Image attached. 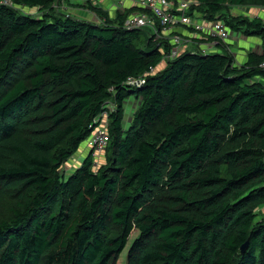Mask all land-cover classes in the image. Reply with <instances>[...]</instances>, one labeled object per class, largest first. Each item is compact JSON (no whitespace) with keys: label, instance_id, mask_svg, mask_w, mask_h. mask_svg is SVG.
<instances>
[{"label":"trees","instance_id":"obj_1","mask_svg":"<svg viewBox=\"0 0 264 264\" xmlns=\"http://www.w3.org/2000/svg\"><path fill=\"white\" fill-rule=\"evenodd\" d=\"M82 1L0 0V264H118L134 231L125 264H264V0H190L261 40L242 63L202 34L165 61L150 11Z\"/></svg>","mask_w":264,"mask_h":264},{"label":"built area","instance_id":"obj_2","mask_svg":"<svg viewBox=\"0 0 264 264\" xmlns=\"http://www.w3.org/2000/svg\"><path fill=\"white\" fill-rule=\"evenodd\" d=\"M127 1L132 2L138 7H142L150 11L159 21L160 28L155 29V39L169 40L174 47L165 56V61H170L178 57L181 51L187 44H191L192 37L202 34L210 38L209 44H203L208 49H213L220 43H226L231 39V34L226 24L221 21H206L201 17L190 14V8L194 4L190 0H119L116 2V11L123 9ZM126 28L138 29L142 27H153L152 19L147 14H134L129 17L125 23ZM192 29V35H184L179 33L180 30ZM179 34H171V32ZM190 36V37H189ZM202 45V46H203ZM202 50V53H207L209 50ZM261 68L264 69V63ZM145 82L144 79H129L128 84L132 86H140ZM106 114L100 117V120L105 123ZM109 141V135L104 128H99L93 134L90 144L95 149L96 154L104 151Z\"/></svg>","mask_w":264,"mask_h":264},{"label":"crops","instance_id":"obj_3","mask_svg":"<svg viewBox=\"0 0 264 264\" xmlns=\"http://www.w3.org/2000/svg\"><path fill=\"white\" fill-rule=\"evenodd\" d=\"M100 2L99 3H103L102 5L107 9H109V3L110 1L109 0H99ZM119 0H112L111 2H118ZM62 2L64 4H66L67 6L70 5L71 6V1L70 0H62ZM129 1H127L126 4H128ZM132 3V2H131ZM69 6V9L73 12H75V14L78 16H75L76 18H79V19H83V17H86L84 15H88V13L84 10H82L81 8H77L75 9L74 7H70ZM80 7V6H79ZM115 10L113 11H116V8H114ZM83 12L85 14H83ZM249 13L251 15H255L258 13V15L261 16L262 13H264L263 11H257V13H254V10L252 11H249ZM88 16H91L92 20L95 19L93 18V15H88ZM200 17V16H199ZM264 17V16H263ZM262 17V18H263ZM181 34H184V35H189L187 32H186V29L182 30L181 29L179 30ZM190 37V36H189ZM193 41L192 42V45H196V41L199 39V38H196V37H192ZM200 40V39H199ZM227 44L230 46L231 48V51H233V53L236 55L237 57V62L238 63H242L246 60L247 58V54L250 53V52H256V53H261V40L258 39V38H246V37H243L241 34H234L232 35V38L227 42ZM210 47V45H209ZM209 47H206V46H202L201 49L202 50H207ZM215 50V48H213ZM213 49H208L209 51H212ZM136 100V99H135ZM136 102V101H135ZM131 106H132V98L129 99V101L126 103L125 105V113H126V117L128 118L130 114H128V112L131 113ZM128 111V112H127ZM131 120V118H129V121ZM128 121V120H127ZM128 121V123H129Z\"/></svg>","mask_w":264,"mask_h":264},{"label":"rangeland","instance_id":"obj_4","mask_svg":"<svg viewBox=\"0 0 264 264\" xmlns=\"http://www.w3.org/2000/svg\"><path fill=\"white\" fill-rule=\"evenodd\" d=\"M71 1V6L70 5H66V4H64L63 2H61L60 4H57V6H56V8L61 12V13H63V14H69V15H73V16H77L76 14H75V12H73V11H71L70 9H69V6L70 7H74L75 9H79V8H81V4H82V0H70ZM97 1V0H96ZM110 1V3H109V9H111V11H113V10H115L114 9V7H116V3L115 2H111L112 0H109ZM103 4V3H102ZM80 6V7H79ZM26 11H28L27 9H26ZM254 13H257V11L256 10H254ZM83 14H85L84 12H83ZM258 14V13H257ZM88 15H90V13H88ZM88 15H84V16H86V17H83V19H87V20H91L92 18H91V16H88ZM262 15V14H261ZM78 17V16H77ZM93 18H95V17H93ZM136 107H137V103L135 102V97H132V106H131V113L130 112H128V114H130L129 115V117L127 118H125V122H124V127L126 128L127 126H128V121H129V118H131L132 117V114H133V112H134V110L136 109ZM128 120V121H127ZM82 149H85V150H87V148H86V146L84 145V143L82 144ZM84 153L83 152H81V150L79 151V152H77L76 153V155L70 160V162L67 164V167H66V171H67V175H71V173L73 172V170H71L72 168H74V167H76V166H79V164L81 163V161L83 160V157H84ZM262 211H264V210H262ZM138 236V232L137 231H134L132 234H131V236H130V238H129V244H128V246H127V248H126V250L123 252V254H122V256H121V258H120V262L118 263V264H125V260H126V256H127V254H128V251H129V249H130V247H131V245H132V243L134 242V240L136 239V237Z\"/></svg>","mask_w":264,"mask_h":264},{"label":"water","instance_id":"obj_5","mask_svg":"<svg viewBox=\"0 0 264 264\" xmlns=\"http://www.w3.org/2000/svg\"><path fill=\"white\" fill-rule=\"evenodd\" d=\"M247 248H248V244L244 245V246L242 247V253L245 252Z\"/></svg>","mask_w":264,"mask_h":264}]
</instances>
